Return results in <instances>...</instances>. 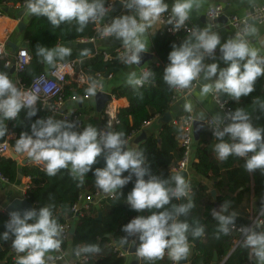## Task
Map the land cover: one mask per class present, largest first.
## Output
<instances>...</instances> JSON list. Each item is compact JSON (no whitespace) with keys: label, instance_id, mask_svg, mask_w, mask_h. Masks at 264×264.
<instances>
[{"label":"clouds","instance_id":"obj_1","mask_svg":"<svg viewBox=\"0 0 264 264\" xmlns=\"http://www.w3.org/2000/svg\"><path fill=\"white\" fill-rule=\"evenodd\" d=\"M120 3L128 14L114 17L100 35L122 40L125 53L121 61L139 65L141 53L146 52L143 34L168 11L169 5L165 0H120ZM112 7L108 0H26L25 14L44 17L53 27L75 21L79 25L77 31H82L89 23L104 18ZM192 9V0H174L169 19L173 32L184 28ZM255 31L254 27L246 26L243 32H237L222 43L221 36L211 28L192 29L185 40L172 46L169 62L163 70L164 82L173 89H187L193 81L203 79L209 82L201 85V96L222 93L233 100L248 96L257 78L264 75V56L250 47L246 38L249 32ZM218 48L226 67L221 68L218 62H205L215 58ZM36 52L49 65L71 55V50L61 45L37 46ZM149 75L144 73L138 77L132 72L127 83L138 88ZM97 87L95 81L91 82L86 93L94 95ZM36 101V95L18 89L6 73L0 72V119H15L22 109H28L29 118L34 117L37 115ZM184 107L186 111L192 110L191 104L186 103ZM75 129L72 122L52 117L37 119L31 124V134L22 133L17 139L15 150L42 162L49 176L70 168L72 176L83 182L84 176L91 171L96 186L106 194L120 192L119 189L135 177L134 186L126 196L127 205L133 211L149 210L151 214L138 215L123 225L121 230L125 236L120 244L131 241L136 245L137 257L148 261L162 259L165 253L176 264L185 260L189 253V233L200 237L204 228L180 219L192 209L190 199L187 203L166 207L173 199L188 198L190 189L184 175L177 173L167 179L152 175L143 153L126 148L123 133L103 132L92 126L82 131ZM212 132L219 141L214 145V152L220 160L233 155L246 158L245 168L249 172L264 170V129L255 127L243 109L226 113L223 119L217 120ZM101 156L104 166L93 169ZM126 172L128 175H124ZM153 209L155 211H151ZM221 209V212L213 210L212 216L218 222L219 231L227 235L236 227V217L225 214L228 213L227 202ZM258 227V224L242 226L239 231L243 235L242 246L250 250V259L254 258L255 264H264V231L257 232ZM4 228L0 239L11 240V247L20 254L16 264H48L52 257L46 254L61 247L63 229L48 206L25 210L23 214L12 211ZM99 251L98 245L85 244L75 250V255Z\"/></svg>","mask_w":264,"mask_h":264},{"label":"trees","instance_id":"obj_2","mask_svg":"<svg viewBox=\"0 0 264 264\" xmlns=\"http://www.w3.org/2000/svg\"><path fill=\"white\" fill-rule=\"evenodd\" d=\"M23 1L0 0V7L8 8L10 5L16 7ZM111 1L108 0V3ZM123 14H128V10L118 7L112 10L108 20ZM78 27L75 21L53 27L44 17L32 15L28 19L23 41L31 55V62L18 73V79L25 88L29 87L35 78L50 71L57 63L76 61L77 70H82L88 76L90 83L93 81L97 83V77L113 78L123 70L127 64L118 57L108 61L104 59L103 52L90 56L76 48L79 41L96 37L93 22L85 26L82 31H77ZM187 37L186 34L172 36L165 28L156 30L152 42L161 64H150L148 83L144 86L134 89L130 85H120L112 90L113 98L125 99L127 106L118 110V123L109 126L108 119L102 118L101 129L123 133V138L127 140L130 135L141 133L147 123L168 109L169 103L172 102L173 88L164 82L163 70L169 62L168 54L172 46L179 45ZM57 45L70 46L71 55L63 60H57L53 65L43 62L37 55V46L52 48ZM110 53L115 56V49ZM0 72L6 73L12 81L11 68L6 66L4 59H0ZM195 83L196 81H193L189 88H192ZM87 88L79 89L74 83L67 85L64 93L65 100L76 95H88ZM220 98L229 101L231 111L243 109L249 114L255 127L264 129V108L261 107L264 105V75L257 78L253 91L248 96L233 100L220 93ZM35 108L37 115L31 118L27 116L28 109H22L15 119H0V143L6 141L10 134H14L15 138L10 139L9 143L16 152L15 145L20 135L31 134V124L35 120L48 118V113L42 110L40 103L35 104ZM75 130L80 131L77 126ZM181 134L179 125L166 123L161 126L157 135L148 136L138 145L137 151L143 153L145 165L152 175L167 179L177 174L174 169L178 167L184 156V149L180 144ZM225 139L228 138L225 137ZM218 142L207 127L201 130L195 162L192 164L195 178L189 181L188 198L179 201L173 199L166 207L171 208L173 205L187 203L190 199L193 207L180 219L192 226L200 225L204 228V233L200 237H193L190 233L188 235V244L194 245L191 264H248L250 250L243 247L242 243L235 247L234 241L238 236L231 230L227 235L219 231L218 222L213 218L212 211L221 212V206L227 202L228 213L225 214L230 213L236 217V229L251 226L252 219L260 215L263 225L259 231H264V170L257 169L249 172L245 168L246 158L233 155L226 160H220L214 152V145ZM21 153L23 152H19ZM103 166L104 159L101 156L97 158L92 168ZM18 169L19 165L10 157L3 158L0 163V170L10 183L18 180ZM22 175L30 179L26 190L27 200L37 209L44 206L50 207L61 226L72 217V206L79 195L101 191L96 186L95 177L91 171L81 182L72 176L70 168L61 169L56 175L49 176L43 167L33 162L22 168ZM134 181L135 177L123 189H119L120 192H116L114 198H110L98 207H91L89 211L77 218L72 236L74 251L85 244H95L100 248L98 253L84 254L88 259L84 264H128V256L122 257L120 253L122 250L136 248V245L131 241L126 245L120 244V239L125 236L121 230L122 226L138 215L151 214L149 210L133 211L127 205L126 196L132 190ZM211 190L216 191L215 197L211 195ZM8 219L7 213L0 212V232L5 230L4 225ZM10 241L0 239V264H16L13 260L15 253L11 251ZM116 243L120 244L117 249L114 246ZM141 264L171 263L164 255L162 259L152 261L141 258Z\"/></svg>","mask_w":264,"mask_h":264},{"label":"built area","instance_id":"obj_3","mask_svg":"<svg viewBox=\"0 0 264 264\" xmlns=\"http://www.w3.org/2000/svg\"><path fill=\"white\" fill-rule=\"evenodd\" d=\"M116 1H120V0H112L110 4H112V6L114 7ZM19 7L22 8L23 10L26 9V0H24L19 5ZM112 10L110 12H112ZM110 12L101 20L93 22V29L96 35L95 38L81 40L79 42L96 43L98 40L105 39L106 37H102L100 33L107 24L111 23V20H108ZM222 16H225V10L223 6L220 5L214 7L212 6L208 8L206 12L208 27L197 26L189 16V20L186 22L184 28H182L178 32H173L172 25L169 24V19L171 18V7H170L168 11L161 14V17L157 21V24L159 25V28H165L166 31L172 36H177L179 34L189 35L190 31L194 28L195 29L211 28L212 31L218 30L220 28L219 27L220 25L217 23V20L220 19ZM226 18H227V23L225 24V26L228 27L231 31H233L234 34H236L237 32H243L246 26L251 27L250 20H253L259 26H264V6H258V7L256 6L252 8L243 17L230 15L227 16ZM0 20L2 22L1 23L2 25H0L1 26L0 27V59H4L7 67L11 69L14 68L15 72L19 73L23 71L31 62V55L26 47H20L14 53L11 54L6 50V45H7V37L13 34V31L18 29L21 20L12 18L10 16H6L2 12H0ZM124 53H125V48L121 47L115 49V56H113L110 52H103V57L105 60L111 61L116 57L120 58L121 56H123ZM218 53H219V49H217L215 57L218 56ZM152 55L153 57L157 58L153 44H152ZM259 55L264 56V54H259ZM211 59L213 58H208L206 59V61H209ZM156 60H157V64L160 65L161 62H159L158 58ZM144 73H148V69H143L140 73V76ZM100 79H101L100 77H97L98 87L96 89V94L100 92H105L104 85L101 82H99ZM71 83H74L76 87L79 89L84 87H89L90 85L88 76L82 70H77L76 61L70 63H57L50 71H47L46 73H43L37 78H35L29 87L25 88L21 84V88L22 91H30L37 96L36 104L40 103L42 110L48 113V117H52L60 121L72 122L76 124L77 129L82 131L83 128L85 127H82L80 123L79 115L70 114L68 112H65L64 110V105L66 102L64 95L65 87ZM147 83H148V78L142 86H144ZM190 89L191 88L173 89L172 101H176L180 97H185L190 92ZM211 96L217 108L224 114V117L226 113L231 112L229 101L222 100L220 98V93H211ZM91 97L92 96L90 95H76L69 99L77 102V101L89 100ZM113 100L114 98L112 96V101ZM112 101L110 103H112ZM110 103L107 104L106 108L101 113L102 118L108 119L109 126H111V124L113 123H118V118H117L118 110L115 107H112ZM195 121L196 120L194 116L190 114L185 117H182L180 120H178L175 123L176 125H179L181 127L182 134L180 137V144L184 149L183 159L179 162L178 167L174 169V171L177 173H182V172L188 173L190 165L192 163L191 154L195 141V137H194ZM216 123L217 121H215L213 118L210 117L205 120V125L210 132H212V128L216 127ZM99 131L107 132L106 129H99ZM134 136L135 134H132L127 138L126 146H128L129 142L132 141ZM9 138L10 137L8 136L6 141L0 143V163L3 158L11 156L12 152H14L13 148L9 143L10 140ZM36 164L44 168V164L42 162L40 163L36 162ZM0 181L3 183H9L7 178L2 174L1 170H0ZM114 196L115 193L106 194L102 190L94 194L79 195L76 202L72 206V214H73L72 218L77 219L78 217L82 216L85 212L89 211L91 207H98L103 202L109 200L110 198H114ZM0 212L7 213L1 208H0ZM68 222H66L61 226L63 229L61 234L62 243L60 249L58 250L59 253L58 260H62L65 255L63 243L67 242L71 237L70 235L71 226ZM257 224L259 225V227L257 228L259 230L260 227L263 225V219L260 217V215L257 216L254 221H252L251 226L255 227ZM231 231L240 235L239 238H237L234 242L235 247H237L243 242V235L241 234L239 229L234 228ZM114 246L117 249L116 244ZM11 251L15 253L13 260L16 262L17 257L20 254H18L14 249H11ZM127 253H128L127 249L122 250L120 255L124 257L127 256ZM87 260L88 259L84 254H81L80 256L74 254L73 264H84ZM170 263L176 264V262L172 260H170Z\"/></svg>","mask_w":264,"mask_h":264},{"label":"crops","instance_id":"obj_4","mask_svg":"<svg viewBox=\"0 0 264 264\" xmlns=\"http://www.w3.org/2000/svg\"><path fill=\"white\" fill-rule=\"evenodd\" d=\"M165 2L168 3L170 8L174 3V0H165ZM192 2H193V9L190 12V17L197 26H201V27H208L206 12L208 8L212 6L213 7L217 5L223 6L225 10V16H224L225 18L230 15L243 17L252 8L256 6L257 7L264 6V0H192ZM5 9H8V11L5 12ZM0 12L4 13L6 16L20 19L21 22H24L25 24H27L28 19L32 16V15H26L25 14L26 9L23 10L19 6L13 7L10 5L8 6V8L0 7ZM22 12H24L23 16L20 15ZM111 13L112 12H110V14ZM1 23L2 22L0 20V25H2ZM219 25L220 28L215 32H217L221 36L222 43L225 40L231 38L233 35H235L233 31H231L224 24H219ZM251 27H254L256 31L254 33L251 32L248 33L247 35L248 43L250 47L258 50V54H264V26H259L257 23H255V25ZM158 29H159V25L156 22L151 28L147 29L146 32L143 34L142 39L146 44L145 51L148 53L152 54L153 34ZM23 36H24V31H20L19 29L13 31V34L7 37L6 50L12 54L15 51L12 50L11 47H15V50H17L20 47H25L26 45L25 42L23 41ZM95 45H96V53L110 52L111 50H114L116 48L124 47L122 40L116 39L115 37H106L103 40H98L95 43ZM63 46L67 48L70 47L67 45H63ZM89 55L93 56L91 54ZM156 59L157 58L154 57V61L146 63L143 66L144 68L143 67L139 68L136 65H126L118 75L114 76L111 79H103L100 77L101 79L99 80V82H101L104 85L105 93L112 94V90L115 87H118L120 85H129L127 83V80L130 73L135 72L139 77L143 69H148L150 64L157 63ZM212 62H218L221 68L227 66L221 59V56L219 55L216 56L214 59L206 61V63H212ZM12 76H13L12 82L16 85L18 89L22 90L20 80L18 79V72H15L14 74H12ZM208 82L209 81H204L203 79L196 80L195 85L190 89L188 95H186L185 97H180L176 101L170 102L168 105V109L164 113H159L154 120L147 123L144 126L143 131L138 135H135L132 141L129 142L127 148L130 150L137 151L138 145L148 136L157 135L163 124L166 123L175 124L182 117H185L190 114L194 116L196 121H200V122L202 121L204 123L205 120L209 117L213 118L215 121H217L218 119H223L224 114L217 108L211 96V93L206 96H201L200 94L201 85L203 83H208ZM186 103L191 104L192 106V110L190 112L185 110L184 105ZM110 104L112 107H115L117 110H119L127 106V101L125 99H120V100L114 99ZM64 110L65 112H68L70 114H78L80 117V123L82 127L86 128L88 126H92L97 128L98 130L101 129L102 116L101 113L97 111L96 94L93 95L89 100H84V101L76 102L74 100L67 99L64 105ZM9 137H10L9 139H12L15 138V135L10 134ZM197 146H198V141L195 140L191 154L192 163L190 165L188 175L185 178L188 185H189V181L192 180V178H195L192 164L193 162H195ZM13 153L17 154L18 156V160L15 161L19 165V169H18L19 178L15 183H10V182L3 183L0 181V208L3 209L5 212L7 208L14 201L27 199L25 190L27 189L28 184L30 183V179L25 178L22 175V171L20 172V169L22 170V168L24 167L21 166V162L24 160H29L28 164L33 163V161H30L32 158L29 157L27 153L23 152L19 154L16 152H12V154ZM9 157L12 158L11 156ZM35 162L36 161H34V163ZM209 185L211 186V183H209ZM210 193L213 197L217 195L215 190H211ZM255 218L256 217H254L252 220L254 221ZM67 222L71 226V230H70L71 237L67 242H65L63 246L65 255L62 260H58V256H59L58 251H51L47 253L46 256L52 257V259L48 261V264H73L74 262L75 251L72 245V236L74 235L75 232V225L77 219L71 217L67 220ZM236 235L238 236L237 238H239L240 235L239 234ZM10 246H11V241H10ZM11 249L13 248L11 247ZM193 254H194V245H189V253L187 255V258L185 260H182L180 264H191L190 259L192 258ZM127 256H128V264H141V258H138L136 254H129V250ZM165 256L168 258L166 254ZM248 263L255 264L254 258L251 259L249 258Z\"/></svg>","mask_w":264,"mask_h":264},{"label":"water","instance_id":"obj_5","mask_svg":"<svg viewBox=\"0 0 264 264\" xmlns=\"http://www.w3.org/2000/svg\"><path fill=\"white\" fill-rule=\"evenodd\" d=\"M118 7H123V5L120 3V1H116L115 2L114 7H113V10H115ZM7 11H8V9H5V12H7ZM20 15L23 16L24 15V12H22ZM217 23L218 24H224L225 25L227 23V18H225L224 16H222L220 19L217 20ZM250 25L251 26H254L255 25V23H254L253 20H250ZM26 27H27V24H25L24 22H20V24L18 26V29L20 31H24ZM11 48H12V50L16 51L15 50V47H11ZM76 48H78L79 50L83 51L86 54H91V55H96L97 54L96 53V45L93 42H88V43H81V42H79V43H77ZM218 55L221 56L220 52L218 53ZM141 56H142V59H141L140 64L139 65H136L139 68H142L148 62L154 61V57H153V55L151 53L144 52V53H141ZM14 73H15V69L12 68L11 69V74H14ZM96 100H97V111L100 112V113H102L104 111V109L106 108L107 104L112 101V96L109 93L100 92V93H97L96 94ZM204 127H205V123L204 122H202V121L201 122L200 121H195V123H194V137H195V140L198 141L200 132H201V130ZM11 157L14 160H18V156L15 153H13L11 155ZM30 161H33L34 162L33 159H31ZM28 163H29V160H24V161L21 162V166H25ZM21 171L22 170L20 169V172ZM181 174H183L185 178L188 175V173H186V172H182ZM33 208H34L33 204L31 202H29V200H27V199L16 200V201H14L7 208L6 212H7L8 215L12 211H20L21 214H23V212L25 210H30V209H33ZM256 231L259 232L258 229H256ZM116 246L119 247L120 244L119 243H116ZM129 254H136V248L135 247H132L129 250Z\"/></svg>","mask_w":264,"mask_h":264},{"label":"bare ground","instance_id":"obj_6","mask_svg":"<svg viewBox=\"0 0 264 264\" xmlns=\"http://www.w3.org/2000/svg\"><path fill=\"white\" fill-rule=\"evenodd\" d=\"M12 253V252H11Z\"/></svg>","mask_w":264,"mask_h":264}]
</instances>
